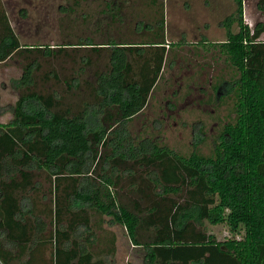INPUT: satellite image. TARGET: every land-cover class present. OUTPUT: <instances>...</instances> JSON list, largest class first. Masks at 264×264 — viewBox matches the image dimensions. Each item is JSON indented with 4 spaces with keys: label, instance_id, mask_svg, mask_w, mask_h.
<instances>
[{
    "label": "trees",
    "instance_id": "1",
    "mask_svg": "<svg viewBox=\"0 0 264 264\" xmlns=\"http://www.w3.org/2000/svg\"><path fill=\"white\" fill-rule=\"evenodd\" d=\"M234 2L221 21L234 77L211 82L216 105L229 85L234 117L210 153L183 154L131 133L177 58L163 0H66L55 44L23 42L0 0V66L22 68L0 123V264H107L83 244L97 215L142 264H264V18L251 27Z\"/></svg>",
    "mask_w": 264,
    "mask_h": 264
},
{
    "label": "rangeland",
    "instance_id": "2",
    "mask_svg": "<svg viewBox=\"0 0 264 264\" xmlns=\"http://www.w3.org/2000/svg\"><path fill=\"white\" fill-rule=\"evenodd\" d=\"M166 32L172 58L157 90L145 110L131 123L136 139L151 137L183 154L198 149L212 151L214 141L223 126L233 119L232 101L221 92L220 104L215 103L211 82L220 77L232 80L226 54L221 43L227 40V29L221 25L235 10L234 0H163ZM23 42L55 44L61 41L59 30L60 5L66 0H3ZM257 0H245L244 19L251 26L264 18L256 6ZM25 12L26 16L21 13ZM237 31V27H233ZM264 40V35L261 36ZM3 65V64H2ZM22 74L15 61L0 66V122L13 118L11 111L18 99L13 80ZM224 75V76H223ZM7 113V114H6ZM199 140V143L197 141ZM197 145V146H196ZM196 146V147H195ZM127 238L124 227L120 226ZM218 240L231 237L224 224L208 225ZM126 247L123 239L121 264H142L143 250Z\"/></svg>",
    "mask_w": 264,
    "mask_h": 264
},
{
    "label": "crops",
    "instance_id": "3",
    "mask_svg": "<svg viewBox=\"0 0 264 264\" xmlns=\"http://www.w3.org/2000/svg\"><path fill=\"white\" fill-rule=\"evenodd\" d=\"M4 114V111L0 112L1 119L4 117ZM100 223H102V227L99 226ZM90 226L91 229L89 230V233H87L89 240L87 243L84 241L83 244L86 246L87 250L92 251L95 255V260L104 259L107 264H121V248L123 239H125L126 247H129L130 251L133 250L132 248H136V250L139 248L133 245L130 239L128 238L127 240V238L123 235L122 228L120 227L121 225L114 223L111 224L105 217L99 218L98 215L94 216L91 219ZM142 252V259L144 261L145 251L143 250ZM130 262L131 261L128 263L133 264Z\"/></svg>",
    "mask_w": 264,
    "mask_h": 264
}]
</instances>
